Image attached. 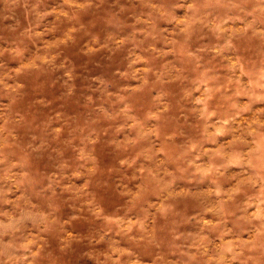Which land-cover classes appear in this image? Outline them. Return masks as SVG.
I'll use <instances>...</instances> for the list:
<instances>
[{
	"label": "rangeland",
	"instance_id": "374dc122",
	"mask_svg": "<svg viewBox=\"0 0 264 264\" xmlns=\"http://www.w3.org/2000/svg\"><path fill=\"white\" fill-rule=\"evenodd\" d=\"M0 264H264V0H0Z\"/></svg>",
	"mask_w": 264,
	"mask_h": 264
}]
</instances>
